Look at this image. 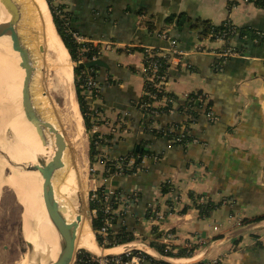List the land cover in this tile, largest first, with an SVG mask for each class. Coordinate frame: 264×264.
Instances as JSON below:
<instances>
[{"label": "crops", "instance_id": "0c3cea01", "mask_svg": "<svg viewBox=\"0 0 264 264\" xmlns=\"http://www.w3.org/2000/svg\"><path fill=\"white\" fill-rule=\"evenodd\" d=\"M56 1L67 14L69 28L84 41L99 45V59L106 65L85 71L98 86L97 98L87 101L101 117L97 135L111 136L109 146H100L98 151L111 161L146 143V149L161 155L158 162L144 159L134 175L113 178L103 176V163L90 165L87 155L92 173L89 192L103 186L120 196L138 195L112 230L116 232L119 225H124L131 234L148 240V246L151 240L159 242L162 232L169 230L173 236L170 246L176 255L179 249H186L189 239L200 236L202 244H194L191 256L181 257L184 260L178 264H264V221L243 224L264 215V45L249 39L234 40L230 46L239 54L221 59L222 41L199 40L187 27L178 31L163 23L170 15L184 13L192 20H207L214 25L229 21L237 28L264 32V9L244 0ZM228 2L233 5L228 7ZM163 35L168 41L162 39ZM170 42L185 54L181 64H173L169 70L166 83V93L177 99L176 110L172 114H151L153 122L145 124L146 114L140 106L145 85L139 73L143 53L137 48L151 47L163 54ZM124 46L135 50L126 53L121 50ZM194 94L200 101L196 102L197 115L191 117L183 111L184 102ZM160 105L152 104L154 108ZM93 125L90 122V131ZM112 126H120L119 135H110ZM183 126L193 138L184 150L166 137L145 130L160 127L177 131ZM83 131L86 137L91 134L84 127ZM88 145L87 137V153ZM15 153L18 163L14 166L22 169V163L30 165L24 155L17 150ZM7 161H0L5 164H0V177L10 173L7 163L12 161ZM165 181L172 188L163 194L160 184ZM6 190L11 189L2 185L0 204ZM189 193L213 203L224 198L231 201L204 218L191 206ZM152 206L164 215L160 227L145 224L146 210ZM186 206L189 208L182 213ZM157 233L160 235L153 239Z\"/></svg>", "mask_w": 264, "mask_h": 264}, {"label": "bare ground", "instance_id": "6f19581e", "mask_svg": "<svg viewBox=\"0 0 264 264\" xmlns=\"http://www.w3.org/2000/svg\"><path fill=\"white\" fill-rule=\"evenodd\" d=\"M8 2V16L4 17L0 13V24L8 20L17 48L24 52L30 65L32 120L38 127L40 141L39 147H36L30 127L22 124L17 118L15 101L20 70L14 68L16 58L6 51L5 44L0 42V161L4 158L10 163L12 161L11 164L7 163L9 175L0 177V188L2 185H10L15 197L24 206L28 204L31 209L36 224L33 237L38 264H72L78 248L93 254L98 253V249L92 232L90 233L84 196L69 180V176L73 174L72 170L79 166L77 156L81 150L83 135L79 110L70 90V59L68 60L63 45L54 38L44 0ZM42 69L51 73L50 76L47 74L48 86L44 84L45 91L53 94L50 101L44 97L41 85ZM55 98L60 100L59 104ZM47 106H50L49 111ZM16 150L23 153L30 165L35 164L38 154L43 162L49 163L55 153H61L62 167L52 172V188L58 206L65 210L63 217L68 225V238L73 239L72 241L62 240L48 217L40 175L30 169L14 166L18 163ZM1 162L0 164L5 165ZM118 251L119 249L114 252ZM33 254L32 249L28 261Z\"/></svg>", "mask_w": 264, "mask_h": 264}, {"label": "trees", "instance_id": "16d2710c", "mask_svg": "<svg viewBox=\"0 0 264 264\" xmlns=\"http://www.w3.org/2000/svg\"><path fill=\"white\" fill-rule=\"evenodd\" d=\"M247 3L253 4L254 7L258 9H264V0H244ZM48 3V2H47ZM228 7L233 5L232 2H228ZM50 9V6H49ZM59 10H62L61 7H59ZM65 16L67 14L64 12ZM67 19V17H66ZM52 21L55 27V31L57 36L59 37L64 49L67 51V54L69 55L70 59L74 62L77 61V58L80 57L84 61L90 60L92 57L97 56V49L96 47H93L90 43H84L83 45H77L72 37L66 32V29H62L60 26L59 21L52 15ZM67 22V20H66ZM167 26H172L178 31H182L186 27L190 29L191 31L195 32L198 39H208L209 41H222L224 43L223 47L219 51V53H222L226 49L230 48L234 53L237 55L239 54V50L234 49L230 46V43H232L234 40H243V39H249L250 41H253L256 44H262L264 45V32L258 31L252 28H237L231 24L229 21H225L219 25H214L210 23L207 20H192L190 17L185 15L184 13H180L178 15H170L164 19L163 22ZM160 35V34H158ZM84 47L85 51H81V48ZM143 53V63L147 64L149 61L156 60L160 63V69L158 71V74H165V60L167 59L166 55L163 57H158L156 54L160 53L158 50L153 49L151 53H154V57H149V52H145L144 48H137ZM122 51L126 53H131L132 50H135L134 48H122ZM100 55H98L99 57ZM221 59H224L220 57ZM87 69H80L78 67L74 68V78L77 76L78 80L74 81V87H75V99L76 103L79 108V112L82 117L83 121V127L85 131L88 133L90 131V116L93 114V111H90L87 105V101L85 98L84 87L83 85V77L86 75ZM167 75V74H166ZM144 97L140 101V106L142 107L144 111V115L146 116L145 124H149L153 122V116L150 113L156 112L157 115H163L168 114V109L170 108L171 104L166 103L165 105H160L157 108L150 107L146 108L145 105L151 104L153 102L158 101L160 98V95L155 94L151 99H149L148 96H146V93H154L155 91L152 89V87L144 82ZM164 95L170 99L177 101L176 97L174 95L168 94L164 91ZM197 99L194 97V95H190L186 101L184 102L185 105H188L191 109H193L192 113H189L191 117H194L197 115L198 107H196ZM152 116V117H151ZM146 132L153 131V135L156 137H166L173 146H178L181 149H185L186 146L193 141V138L189 135H184L179 143H174L172 140L176 137V130L169 131L168 129H160V130H152L150 128H145ZM150 132V133H151ZM177 135V134H176ZM109 140H111V136L102 137L101 139L98 138V135L96 133L89 135V145H88V161L91 165L94 161H99L100 163H103L105 166V172L103 174L104 177L110 178V177H118V176H128V175H134L140 170V164L141 162L146 158H154L155 161H160L161 155L156 154L152 151H149L146 149V143H140L138 145V149H134L132 152H128L127 154L121 156L117 160L113 161H106L98 151L99 144L107 145L109 146ZM120 159V160H119ZM128 160H132V163L130 166H127L126 162ZM119 165V168L116 166ZM102 188V187H101ZM172 188L171 183L169 181H165L160 184V191L163 194H166L170 191ZM118 190V189H116ZM93 192H89V202L88 207L89 210L93 209H99L102 202V195L101 190L98 189L96 191V199L91 201V195ZM191 206L196 208L198 210V213L201 217H207L212 211L218 209L223 204L227 205L230 204V199H221L218 203H213L209 199L196 195L194 193H189L188 195ZM227 202V203H226ZM113 209L117 208V203L114 201L112 204ZM189 208L188 206L184 207L181 212H185ZM101 213H97L95 218H91L90 226L91 229L95 233V241L98 246H101L102 244V238L96 233V231L101 226ZM117 221V220H116ZM264 221V215L253 217L249 220H246L243 222V224H249V223H258ZM112 223L115 224V218L112 220ZM133 239V235L127 231L126 227L124 225H119V228L116 232L110 233L108 235V241L110 244L107 247H112L114 245L119 244V242H130ZM149 247L154 249L160 256L166 255L169 256V252H164V246L160 245L157 240H151L149 242ZM190 251V250H188ZM187 249H179L177 253V257H188ZM85 259H89V255L86 252H80L76 256L75 262L77 264H84ZM82 260V261H80ZM150 264H158L157 262H154L150 260ZM201 264V263H198ZM215 264H220L215 263Z\"/></svg>", "mask_w": 264, "mask_h": 264}, {"label": "built area", "instance_id": "2783aa9c", "mask_svg": "<svg viewBox=\"0 0 264 264\" xmlns=\"http://www.w3.org/2000/svg\"><path fill=\"white\" fill-rule=\"evenodd\" d=\"M54 1V0H52ZM59 14H61L60 12H58ZM65 29L67 31V33L72 37L73 41L77 44V45H83L84 43H90L93 47H96L97 49V56L92 57L90 60L88 61H94L99 59L98 55H100V49H99V45L94 43V42H86L84 41V39L82 38L81 35H79L78 33L73 32L69 26L68 23L65 25ZM162 39L167 40L165 35L162 36ZM107 45L110 46L109 43H107ZM132 46H124L123 48H130ZM145 52H149V57H154V53H151V51L153 50V48L151 47H143ZM81 51H85V48L82 47ZM158 57L161 56H167L166 60H165V74H158V71L160 69V63L156 60H152L149 61L147 64L143 63L141 64L140 68H139V73L141 74L143 81L148 83L152 89L155 91L154 93H146V96L149 97V99H151L153 96H155V94H159L160 95V99L156 102H153L151 104L145 105L146 108H150L153 107L152 104L156 103V104H162L166 106V103L169 105L171 104L170 108L168 109V114H172L176 109V105H177V101L175 100H170L168 99L165 95H164V91L166 92V83H167V78H168V72L169 70L173 67V64H178L180 65L185 54L178 50L177 48L174 47V42H170V45L168 47V49L163 52V54L157 53L156 54ZM220 57L222 58H230V57H236L237 54L234 53L230 48L226 49L225 51H223L222 53L219 54ZM88 61H84L82 58L78 57L77 61L74 62V65H80V64H84L85 62ZM167 74V75H166ZM83 87H84V94H85V98L86 101L88 100H92V99H96L98 96V86L97 83L94 81V78L89 76L88 74L84 75L83 77ZM194 97H196L197 100H199L200 98L194 94ZM200 101V100H199ZM88 108L90 111H93V114L90 116V122L94 123L90 133L97 134V124L98 122L101 120L100 115L93 110L90 105L87 103ZM185 105V104H184ZM185 113H190L191 108L188 105L184 106V110ZM154 116H157L156 112L150 113ZM208 117L211 120H215L213 117H211L210 115H208ZM160 127H157L155 129L160 130ZM120 126H112L110 128V135H119ZM169 131H173L171 129H169ZM177 134V135H176ZM175 134V138L172 140V142L174 143H179L182 139V137L184 135H189V129L187 126H183L181 128H179L176 131ZM98 138L101 139V136L98 135ZM171 143V142H170ZM103 146V144H99L98 147ZM104 147V146H103ZM101 154V153H100ZM102 156V154H101ZM103 157V156H102ZM117 160V159H115ZM120 160V159H119ZM113 161V160H111ZM127 166H130L132 163V160H128L126 162ZM117 168H119V165L116 166ZM101 190V195H102V202H101V206L99 209H93L91 210V215L93 218L96 217L97 213H101L102 219H101V226L100 228L96 231V233L102 238V244L101 246H99L102 251L103 254L102 255H93V256H89V259H85L84 264H150V260L157 262L158 264H178L179 261L184 260V259H179V257L176 256V251H174L172 249V247L170 246L172 244V240H173V236L171 234V232L169 230H164L162 233V237L159 239V244L164 246V252L167 253L169 252V256L166 255H162L161 257H163V260H160L159 257L160 255L154 250L151 251L152 248H150L148 246V243H146L148 240H143L142 244L134 243L132 241L130 242H119V244L114 245L112 247H107L110 242L108 241V235L110 233H114V231L112 230L113 224L112 220L115 218L116 220H122L123 217L129 212L130 210V206L131 204L135 203V201L138 198V195L135 193H130L126 196H120L118 195L111 187H103L102 188H98ZM96 189L95 191H93V194L91 195V201L95 200L97 197L96 195V191L98 190ZM117 203V208L113 209L112 204L113 202ZM227 203V202H226ZM119 207H121L120 209H118ZM170 212V211H169ZM146 221L145 224L147 226H151V227H160L162 226V223L164 222V215H162L161 213L155 211V209L152 207H148L146 210ZM133 237H137L138 235H134L132 234ZM141 239V238H140ZM142 240V239H141ZM202 239L200 238V236H195L192 237V239H189V241L186 244V249L188 256H191L192 252H193V245H200L202 244L203 241H201ZM142 246L141 248H139L138 246ZM98 246V245H97ZM149 247V248H148ZM120 250L118 252H114L115 250ZM153 250V249H152ZM104 252H109V253H104ZM170 257V258H167ZM82 261V260H80ZM74 264H77L76 262H74ZM202 264H210V263H202Z\"/></svg>", "mask_w": 264, "mask_h": 264}, {"label": "rangeland", "instance_id": "374dc122", "mask_svg": "<svg viewBox=\"0 0 264 264\" xmlns=\"http://www.w3.org/2000/svg\"><path fill=\"white\" fill-rule=\"evenodd\" d=\"M44 1L47 6L46 9L48 10L49 21L52 25L53 34L55 36L54 38L61 43L55 31V27L52 21V15L59 21L61 28L65 30V27H66L65 25L67 24L66 16L63 15L65 11L59 10V6H58L59 4H57L56 0L54 1L44 0ZM49 6H50V9H49ZM61 9L63 8L61 7ZM58 12H60L61 14H59ZM65 52L67 53L66 50ZM69 59L70 57L68 55V60ZM69 63L71 66L70 68V72H71L70 90L73 96H75L74 81H76V79L78 80V78L77 76L74 78V68L78 67V65L75 66L74 61H72L71 59L69 60ZM41 74L43 75L41 85L44 90V97H46V99L50 101V99H52L53 97V94L47 93V91H45L44 84H47L48 86V83H46V81L48 82L47 74H49L50 76L51 73L50 71L49 73H47L45 69H42ZM57 100L59 102H57ZM55 101L57 104L60 103V100L58 98H55ZM49 108L50 106H47L48 111H49ZM81 124H82V121H81ZM86 135L89 138V135L88 134ZM87 137L85 136V133L83 131L82 144H81L82 146H81V150L79 151V155L77 156L79 166H77L76 170H72L73 174L69 176V180H70V183L73 184V186L81 190V195L84 196V205H85V208L87 209L89 223H90L91 221L90 218L92 217V215L88 207V202H89L90 179H91L92 173L90 171V167H88V161H87V155H88ZM21 154L23 155V153ZM20 166L22 169L29 167V165L25 163H22ZM9 172L10 171L8 170L7 173ZM6 186H8L11 189L10 185H6ZM16 199L17 198L15 197V195L13 194L11 190L10 191L6 190V192L3 195L2 202L0 204V264H38L37 248H36L35 239L33 237V234L36 231L35 220L33 219L32 212H31V209L28 207V204L24 206L22 202ZM91 231H92V234L95 240V233L91 229V226H90V233ZM143 240L145 239L141 240L139 237L138 238L133 237L132 242L134 243L138 242L139 244H142ZM25 242L29 243L34 251V254L30 257L29 261H28L29 257L27 255L26 256L24 255V253L27 251ZM95 244H96V241H95ZM138 247L141 248L142 246L139 245ZM99 249L100 251L98 250V253H96V255L103 254L102 249L100 247ZM75 252H76L74 256L75 258L72 264H74L76 260V256L80 252H86L88 253L89 256L95 255L93 253L85 251L82 248H78ZM104 253L107 254L109 252H104Z\"/></svg>", "mask_w": 264, "mask_h": 264}, {"label": "water", "instance_id": "95a60500", "mask_svg": "<svg viewBox=\"0 0 264 264\" xmlns=\"http://www.w3.org/2000/svg\"><path fill=\"white\" fill-rule=\"evenodd\" d=\"M9 10V2L8 0H0V13L2 16H8ZM0 42H3L4 48L8 51L12 56L16 58V63L14 68H18L20 70L19 75V87L17 98L15 101L16 111H17V118L18 120L24 124L28 125L31 129V133L34 138V145L39 147L40 141V133L36 123L32 120V107L33 102L29 90V84L31 79V68L26 59V56L22 50L17 48L14 35L10 30V26L8 24V20L4 23L0 24ZM106 67L105 63L101 59H97L94 61H88L84 64L78 65L80 69H93L95 67ZM58 140L61 141V138L58 136ZM32 147V142L30 144ZM43 159L40 155H36L35 157V164L30 165L27 169H30L32 172H37L40 177L42 178V196L44 200V206L48 217L54 226L55 230L57 231L59 237L62 240L72 241L73 239L68 238V225L66 220L64 219L65 210L58 206L53 193L52 188V172L54 169H58L62 167L61 162V153L57 152L54 154L52 161L43 162ZM111 185H115V182H112ZM248 228V227H246ZM160 233L152 236V238H157ZM27 251L24 255L29 256L31 254L32 247L29 243L25 242ZM24 256V257H25ZM50 264V263H48Z\"/></svg>", "mask_w": 264, "mask_h": 264}]
</instances>
